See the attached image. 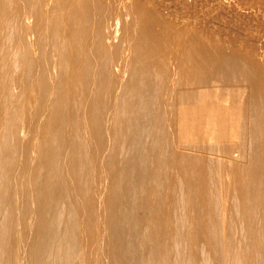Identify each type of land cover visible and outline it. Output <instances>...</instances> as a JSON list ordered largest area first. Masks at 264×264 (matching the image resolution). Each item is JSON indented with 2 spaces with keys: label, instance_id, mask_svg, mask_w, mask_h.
Returning a JSON list of instances; mask_svg holds the SVG:
<instances>
[{
  "label": "bare ground",
  "instance_id": "obj_1",
  "mask_svg": "<svg viewBox=\"0 0 264 264\" xmlns=\"http://www.w3.org/2000/svg\"><path fill=\"white\" fill-rule=\"evenodd\" d=\"M0 264H264V0H0Z\"/></svg>",
  "mask_w": 264,
  "mask_h": 264
}]
</instances>
